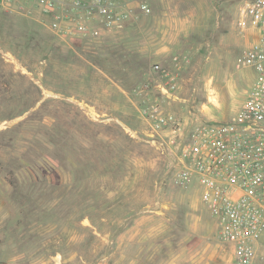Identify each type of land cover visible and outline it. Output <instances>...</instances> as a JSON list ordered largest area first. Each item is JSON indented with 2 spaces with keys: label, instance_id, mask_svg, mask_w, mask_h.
Listing matches in <instances>:
<instances>
[{
  "label": "rangeland",
  "instance_id": "obj_1",
  "mask_svg": "<svg viewBox=\"0 0 264 264\" xmlns=\"http://www.w3.org/2000/svg\"><path fill=\"white\" fill-rule=\"evenodd\" d=\"M137 1L85 39L0 9V264H170L182 251L235 264L198 189L166 178L142 108L186 125L235 116L255 76L242 0Z\"/></svg>",
  "mask_w": 264,
  "mask_h": 264
},
{
  "label": "built area",
  "instance_id": "obj_2",
  "mask_svg": "<svg viewBox=\"0 0 264 264\" xmlns=\"http://www.w3.org/2000/svg\"><path fill=\"white\" fill-rule=\"evenodd\" d=\"M132 3L146 7L137 0H0V9L36 15L61 39H85L94 33V22H123ZM237 13L253 33L243 62L255 76L235 116L225 121L196 117L186 125L164 114L158 102L142 113L153 141L170 157L166 178L178 188L198 189L233 263L264 264V0H242ZM162 75V91L173 89L175 77L164 70Z\"/></svg>",
  "mask_w": 264,
  "mask_h": 264
},
{
  "label": "crops",
  "instance_id": "obj_3",
  "mask_svg": "<svg viewBox=\"0 0 264 264\" xmlns=\"http://www.w3.org/2000/svg\"><path fill=\"white\" fill-rule=\"evenodd\" d=\"M165 1V0H163ZM189 241V240H188ZM184 242V241H183ZM187 242V240H186ZM184 242V243H186ZM162 244H165L167 245V243H162ZM188 244V242H187ZM192 254L189 255L188 253H184L183 251L182 252H178L177 254H175L171 260V263L170 264H205V261H204V258H195L193 259L192 258ZM146 259L147 258H142V257H139L138 259H134V264H146ZM156 261H159L160 259H162L161 257H158L156 256V258H154ZM230 259L233 263V260L230 256ZM148 260L151 261L153 260V257H148Z\"/></svg>",
  "mask_w": 264,
  "mask_h": 264
}]
</instances>
